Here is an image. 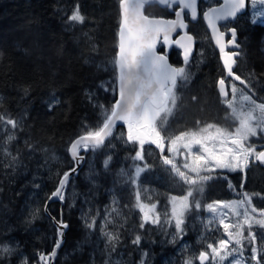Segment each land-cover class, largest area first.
<instances>
[{"label": "trees", "instance_id": "1", "mask_svg": "<svg viewBox=\"0 0 264 264\" xmlns=\"http://www.w3.org/2000/svg\"><path fill=\"white\" fill-rule=\"evenodd\" d=\"M121 1L0 0V249L14 250L11 256L0 252V264H24L21 254L27 264H36L59 239L46 204L63 175L76 165L71 143L98 131L117 100ZM77 12L83 22L71 20ZM146 13L172 17L169 7L156 3L147 4ZM240 23L243 56L233 74L252 75L249 92L264 102V23L247 15ZM190 31L197 44L193 56L187 62L178 52L170 56L184 68L187 79L178 77L175 105L169 102L171 111L162 112L156 121L163 151L153 143L143 147L159 167L148 169L142 182L159 193L171 190L162 169L174 171L164 158L180 167L168 153L170 142L182 132L199 131L229 116L217 83L233 75L227 74L202 17L190 20ZM127 136L121 124L101 146H89L63 200L50 204L52 216L69 225L54 264H139L138 250L149 248L152 235L141 227L137 195L128 178L141 148ZM238 176L223 174L211 183L212 194L257 195L253 203L264 214V173L251 174L243 187ZM137 236L144 242L141 247L133 243ZM159 238L154 241L155 255L162 248L167 254L174 249ZM251 245L249 241L246 249Z\"/></svg>", "mask_w": 264, "mask_h": 264}, {"label": "rangeland", "instance_id": "2", "mask_svg": "<svg viewBox=\"0 0 264 264\" xmlns=\"http://www.w3.org/2000/svg\"><path fill=\"white\" fill-rule=\"evenodd\" d=\"M261 12H264V5L259 3L253 5L252 0H250L249 18L264 23V16L260 15ZM244 77L240 78V80H229L231 95L224 102L225 107L229 109V116L224 122L207 124L195 132H182L173 139L176 140L174 145L172 144L173 140L170 142L168 153L177 161L180 167L172 168L174 171L167 166L162 169L164 173V178L162 177V179L166 180L171 188L169 192L163 193L162 191L159 193L151 188L149 184L142 182L143 175L148 169L154 170L159 166L149 161L143 149L138 151L143 156V160L138 159L136 154L137 161L132 165V174H129L128 178L134 185L136 195H139V200L135 202L138 218L143 222V226L148 230V233L152 235L149 248L141 247V245H144L142 237L137 243V246L141 247L138 250L139 264H155L156 262L158 264H187L189 260H191L192 264H199L200 253L203 251L209 253L206 264H236L237 261L240 264H264V226L255 222L264 220V214H259L258 210L260 209L253 203L258 196L247 192L246 196L245 192H242L239 196L223 197L227 196V191L224 193L219 191L216 192V194L220 195L219 198L218 195L212 194L213 190H211V183L227 173L240 174L238 178L241 182V187H243V184L251 174L264 173V166L257 162L254 155L249 158L247 168L236 171L217 168L214 161L202 164L198 173L192 172L191 168L184 166L185 164L191 165L196 155H203L205 158L208 155L201 145L193 144L190 149L187 147L193 139V134H195L196 138L203 139L204 145L209 150L220 155L225 148L232 147L231 139L234 137L225 136L223 133L235 132V129L239 126L238 114L247 112L253 106L252 100L256 104L264 103L254 99L248 90V87L250 89V84H254L252 75L248 74V78H246V75ZM109 82L115 88L116 84L113 85L115 81L111 79ZM233 85L237 88L234 94L232 92ZM245 96H250L252 100H245ZM228 100H232L231 107L227 103ZM255 114H259L258 109ZM209 125L212 127H208ZM258 133L260 134L245 141L246 146H255L256 152H258V148L264 146V133L260 132L259 129ZM181 134L187 135L182 136ZM6 137H8V133ZM177 137H180V139L177 140ZM119 138L121 139V137ZM173 148L175 152L170 151ZM176 168H181L179 170L184 172L190 180H195V183H189L183 177L182 179L179 178L181 176L175 173ZM138 169L144 170L138 173ZM157 173H160V170ZM212 174L214 176L211 177V181L209 179H201ZM238 178L236 177L235 180L238 181ZM189 192H191L190 196L188 195ZM185 196L188 197V208L183 210V215L180 217L184 223L182 225L183 234L179 235L175 229L176 216L173 214V206L175 205L179 211L182 201L180 199L173 201V197L181 198ZM248 197H251V199L249 200ZM241 200L245 201L243 205L226 206L232 201ZM197 204H199L198 208L196 207ZM209 204L213 205L212 209L208 208ZM138 205L146 207L142 211ZM153 205H155L154 208L152 207ZM145 211L148 212L150 217L147 222L144 220ZM246 211L251 224L250 228L248 224L244 223ZM111 212L112 209L107 210L106 215L109 216ZM153 219L157 220V222L152 223ZM224 224L229 225L227 231L224 229ZM240 225H243V227L241 228ZM229 233H232V235L230 236ZM156 236L160 237L158 239L159 243L165 241V243L173 244L172 248L174 249H169L167 254L165 249L162 248L155 255L154 241ZM174 237L175 242H173ZM220 240H227V246L221 248ZM238 240L239 243L237 242ZM249 241H251L252 245L246 249V244ZM209 245L212 247H209ZM213 248L217 249L216 253L213 252ZM234 249L235 251H233ZM254 249L255 251H253ZM21 259L23 262L26 261V257H21ZM36 264H39V262Z\"/></svg>", "mask_w": 264, "mask_h": 264}, {"label": "snow or ice", "instance_id": "3", "mask_svg": "<svg viewBox=\"0 0 264 264\" xmlns=\"http://www.w3.org/2000/svg\"><path fill=\"white\" fill-rule=\"evenodd\" d=\"M145 0H122V6L124 8L123 21L120 25V51L119 58L117 60L119 68V99L112 106L110 115H106L103 126L98 131L88 132L85 136H82L76 143L72 145L73 154H76L77 146L82 145L87 148L88 143L91 142L93 148L99 147L103 144L105 138L111 135V129L117 120L124 121L128 126L129 141L138 142L140 148L143 149L145 143L156 144L157 147L163 151L164 145L162 143V137L157 129L156 121L160 118L161 113L171 109L168 108L169 102L175 105L174 89L177 86V78L180 77L184 80L187 79L184 73V68L172 67L167 62L166 55H158L156 52L157 43L160 42L161 33H163V43L168 44L169 34L176 31L177 27L184 28L187 25L179 19L177 20H164V19H153L147 15H144L141 9L144 6ZM183 8L191 9V16L193 19L196 18V0H179ZM160 4H168L169 0H159ZM253 5L259 3L264 5V0H252ZM245 8V0H226L224 7L222 8H210L203 15L207 18L208 23L211 25L213 33L216 36V43L220 46V51L224 57V65L227 68L228 74L234 75L232 71L233 64L236 63L233 57L237 56L236 52L225 51V43L223 37L224 32H217L216 21L226 20L229 17H235L238 12ZM183 11V9H181ZM177 17L180 13H176ZM264 16V12L260 13ZM83 17L77 12L71 17V20L83 22ZM231 39L227 41L228 44H235L236 29L231 30ZM187 43H184V40ZM192 36L181 37L180 40H176L172 43L180 45L184 51V60L187 62L188 56L191 53L192 47ZM236 80H240V76H235ZM220 84L223 85L224 81L221 80ZM237 91L235 85L232 86L233 94ZM227 96V93H224ZM245 100H252L250 96H245ZM228 105L232 106V100L227 101ZM252 107L247 112H241L238 114L239 126L235 129L234 133H223L228 137H234L231 139L232 147L225 148L220 155L215 154L204 145L203 139H198L193 134V139L189 142V149L191 145H201L204 151L207 152V158L203 155H196L191 165L185 164L186 168H191L192 172L199 171L202 164H207L209 161L215 162V167L228 169L230 171H236L238 169L247 168L249 165V158L255 156V159L264 163V151L256 152L255 146H246L245 141L250 137L259 135L260 132L264 133V103L256 104L252 100ZM102 107V106H101ZM259 110V114H255ZM235 111V110H234ZM15 125L14 121H9ZM208 127H212L209 125ZM187 135V134H181ZM177 140L180 137L176 138ZM176 140L172 141L174 145ZM175 152V149H170ZM137 158L143 160V156L140 152L137 153ZM165 162L169 165L173 164V161L164 158ZM107 166V161L105 162ZM144 169H138L137 172L143 171ZM176 172L183 177L189 183H195V180H190L184 172H181L178 168ZM68 179V173L64 174V179L60 181L59 187L55 192L52 193V197H57L63 200L62 190ZM203 180L211 179V177H202ZM232 187V185H229ZM191 195V192L188 193ZM247 196V193H245ZM51 199V197H49ZM180 199L182 203L177 207L173 206V214L176 216L175 229L177 234H183V223L184 221L180 218L183 215V210L188 208L187 200L188 197H173V201ZM250 200L251 197H248ZM139 200V195H137ZM245 201H232L226 206L243 205ZM143 209L144 205H138ZM153 208L155 205L152 206ZM199 207V204L196 205ZM209 209L213 208V205H208ZM239 214V213H237ZM150 219L148 212H144V220L147 222ZM157 220L153 219L152 223H156ZM261 226H264V220L255 221ZM245 224L251 227L249 222L247 211L245 212ZM66 227V225H64ZM143 227V224H141ZM242 228L243 225H240ZM229 228L228 224H224V229L227 231ZM62 235V233H61ZM231 236L232 233H229ZM254 238V237H253ZM110 239H115L112 237ZM140 237L137 236L133 243H139ZM173 242H175V237ZM239 243V240L237 241ZM220 247L224 248L227 246V240L219 241ZM56 247H59L57 243ZM209 247H212L209 245ZM14 250L8 247H3L0 252L7 253L9 256ZM217 249L213 248V252L216 253ZM235 251V249L233 250ZM255 251V249L253 250ZM56 255L55 250L51 253V257L54 258ZM208 253H200L199 259L201 261L207 259ZM49 257L43 255L40 256L41 260H47ZM24 264H27L25 261ZM187 264H192L191 260ZM236 264H240L239 261Z\"/></svg>", "mask_w": 264, "mask_h": 264}, {"label": "water", "instance_id": "4", "mask_svg": "<svg viewBox=\"0 0 264 264\" xmlns=\"http://www.w3.org/2000/svg\"><path fill=\"white\" fill-rule=\"evenodd\" d=\"M153 3H156V4H158V5L162 6V7H166V6L170 5V4H177V5H179V8H178L177 12L180 13V16L177 17V15H176L175 18H167V17H164V16H152V15H149V14L146 13V5H147V4H153ZM225 3H226V0H224L223 3H221L220 5H218V6H214V7H212V8H217V9L222 8V7H224ZM246 6H247V0H245V8L242 9L240 12H238L237 15L240 14V13H242V12L246 9ZM181 9H183V11H181ZM121 10H122V13H121V23H122V21H123V16H124V8H123V6H122V1H121ZM208 10H209V9H208ZM208 10H207V11H208ZM141 11H142V13H143L144 15H147V16H149L150 18H153V19H164V20H177V19H179L180 21H182L184 24L187 25V26L184 27V28H181V27L178 26L177 29H176V31H174V32H172V33L169 34V41H170V42H169L168 44H165V45L167 46V49H166L165 52H161V51H159V45H160L161 42L163 43V33H161L160 42L157 43V46H156V52H157L158 55H166V57H167V62H168L172 67H174V68H175V67H179L178 65H176L175 63H173V62L171 61V58H170V52H171V49H172L173 47L179 49V50L181 51V53H182V54H181V55H182L181 57H182V59L184 60V51H183V49L180 47V45L175 44V43H172V42H174V41H176V40H180L181 37L192 36V37H193L192 44H191L192 50H191V53H190L189 56H188V59L191 58V57L193 56V54L195 53L196 47H197V46H196V39H195V36L189 31V23H188V21H187V19H186V16H185V13H186L187 11L190 12V14H191V9L183 8V5L180 4L179 0H169V3H168V4H160V3H159V0H145V2H144V6H143V8L141 9ZM207 11H206V12H207ZM177 12H176V13H177ZM196 13H197L196 18H198V16H199V0H196ZM237 15H236V16H237ZM236 16H235V17H236ZM235 17H229V18L226 19V20H218V21H216V25H217V32H224V33H225V35H224V37H223V41H224V43H225V51H226L228 48H233V49L236 50L235 52L238 53L237 56L233 57V59H235V61H236L237 58H238V57L240 56V54H241L240 50H241V48H242V45L238 42L237 31H236V37H235V44H228L227 41H226V40H227V33H226L225 31H223L222 28H221V23H222V22H226V21H228L229 19H234ZM196 18H195V19H196ZM191 19L194 20V19L192 18V16H191ZM204 22H205V24H206V26H207V28H208L210 34H211V38H212V41H213V43H214V46H215L216 49L220 52L222 62L224 63V57H223V54H222L221 51H220V46L216 43V36H215V34L213 33L212 27H211V25L208 23L206 17H204ZM178 32H180V35H179L177 38H174V36L177 35ZM230 33H231V31H230ZM183 42H184V43H187V40L185 39ZM119 46H120V33H119ZM119 51H120V48L118 47L117 60H118V58H119ZM188 59H187V60H188ZM235 64H236V63H235ZM235 64H233V66H232V71H233V70L235 69V67H236ZM225 68H226V66H225ZM226 70H227V68H226ZM117 72H118V96H117V100H118V99L120 98V97H119V68H118V64H117ZM227 74H228V72H227ZM228 75H229V74H228ZM177 80H178V78H177ZM221 80L224 81V84H223V85L220 84V81H221ZM217 86H218V90H219V93H220V95H221L222 98H228V97L230 96L229 85H228V82H227L225 79H220V80L218 81V83H217ZM225 92L227 93V96L224 95ZM117 100H116V101H117ZM121 124L125 125L126 129L128 130V126H127V123H126V122L117 120V121L115 122L114 126H113L112 129H111V134H112V132L114 131V129H115L116 127L120 126ZM85 135H86V134H83V135L78 136V137H77V138L71 143V145H70L69 152H70L72 158L75 160L76 165H75L74 168H72V169H70V170H68V171L66 172V173H68V179H67V181H66V183H65V186H64V188H63V190H62V194H63L64 189H65V188L68 186V184L71 182L72 178H73L75 175H78L79 170L83 167V165H84V163H85V161H86V154H85L84 152L88 149L89 146H92V143H91V142L88 143V147H87V148L83 147L82 145H78V146H77V150H76V154H75V155L73 154V151H72V145H73L74 143H76V142H77L82 136H85ZM109 137H110V135L107 136V137L105 138V140H104L103 143H105V142L109 139ZM263 151H264V150H263ZM63 179H64V175H63V177L61 178V180H63ZM61 180H60V181H61ZM59 185H60V182H59ZM59 185H58V187H59ZM58 187H57V188H58ZM55 191H56V190H55ZM55 191H54V192H55ZM50 197H51V199H48L47 204H46V210H47V212H48V210H49V206H50V204H51L53 201L60 200V199L57 198V197H52V195H51ZM52 218H53L54 223L57 225V227H58V231H59V239H58V241H57V243H59V247L57 248V247L55 246V248H54V250H55V252H56V255H55L54 258L51 257V253H52L53 251L47 256V257H49V258L46 260V264H54L55 259H56L57 254H58V250L60 249V247H61V246L63 245V243H64V239H65V237H66V231H67L68 226H69L68 223H61L59 220H57L56 217H52ZM64 225H66V227H64ZM61 233H62V235H61ZM206 253H207V252H206ZM207 258H208V257H207ZM200 262H201L202 264H205V263L207 262V259H205V260H203V261L200 260Z\"/></svg>", "mask_w": 264, "mask_h": 264}, {"label": "flooded vegetation", "instance_id": "5", "mask_svg": "<svg viewBox=\"0 0 264 264\" xmlns=\"http://www.w3.org/2000/svg\"><path fill=\"white\" fill-rule=\"evenodd\" d=\"M223 1L224 0H199V16H198V18H196V19H194V20H192L191 19V14H190V12H186L185 13V16H186V19H187V21H188V23H189V31H190V20H192V21H194V22H197L201 17L203 18V20H204V13L208 10V9H210V8H212V7H214V6H218V5H220L221 3H223ZM154 4V3H153ZM249 6H250V0H247V6H246V9L242 12V13H240V14H238L234 19H229L228 21H226V22H222L221 23V28H222V30L223 31H225L226 33H227V40L226 41H228V40H230L231 39V33H230V30L232 29V28H235L236 29V31H237V36H238V42L242 45V48H243V44H242V42H241V40H240V35H239V26L241 25V23H240V20L242 19V17H244V16H248V13H249ZM162 7V6H161ZM166 7H169V9H170V11H171V16L172 17H167V18H175L176 17V12H177V10H178V8H179V5H177V4H170V5H168V6H166ZM191 32V31H190ZM180 35V32H178L177 33V35H175L174 36V38H177L178 36ZM241 48V50H240V52H241V54H240V56L237 58V60H236V66H237V64L240 62V60L242 59V56H243V49ZM166 49H167V46L164 44V43H160V45H159V51H161V52H165L166 51ZM175 51V53L176 52H178L179 54H180V57L182 56L181 54V51L179 50V49H177V48H175V47H173L172 49H171V52H170V56H171V54H172V52H174ZM227 52H235L236 50L235 49H233V48H228L227 50H226ZM220 53V52H219ZM220 57H221V54H220ZM182 58V57H181ZM222 60V59H221ZM224 64V63H223ZM224 67H225V65H224ZM225 70H226V68H225ZM226 72H227V70H226ZM239 74H240V78H241V76L243 77V78H245L244 77V75H242L241 74V72H239ZM237 76H239V75H237ZM223 79V78H222ZM226 80V79H225ZM229 80H232V81H235L236 79H235V75H233V78H231V79H229ZM229 80H227L228 81V84H229ZM229 88H230V86H229ZM231 90V89H230ZM248 90L251 92V89H249V87H248ZM252 93V92H251ZM255 99V98H254ZM258 150V152H260V151H262V150H264V146H261L260 148H258L257 149ZM183 156H184V154H183ZM262 166H264V163H260Z\"/></svg>", "mask_w": 264, "mask_h": 264}, {"label": "bare ground", "instance_id": "6", "mask_svg": "<svg viewBox=\"0 0 264 264\" xmlns=\"http://www.w3.org/2000/svg\"><path fill=\"white\" fill-rule=\"evenodd\" d=\"M208 46V45H207ZM206 46V47H207ZM208 47H210V46H208ZM213 49V48H212ZM207 50V49H206ZM211 50V49H210ZM210 50H209V52H210ZM206 52V51H205ZM213 52V51H212ZM204 53V52H203ZM206 53H208V52H206ZM211 53V52H210ZM214 54V53H213ZM208 54H206V56H207ZM204 56V55H203ZM205 56V57H206ZM212 55H210V57H211ZM208 58H209V56H207ZM212 59H214V58H212ZM72 169V168H71ZM70 170V169H69ZM54 202V201H53ZM47 214L52 218L53 216H52V214L50 213V211L48 210V212H47ZM52 220H53V218H52ZM57 245V243L55 244V246ZM55 246H54V248H55ZM54 250V249H53ZM59 251V250H58ZM20 257H24V254H21L20 255ZM39 264H46V261L45 260H39Z\"/></svg>", "mask_w": 264, "mask_h": 264}]
</instances>
